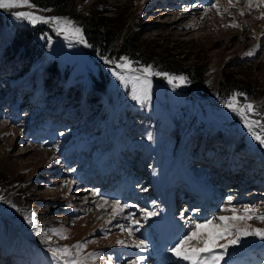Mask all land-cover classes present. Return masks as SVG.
Listing matches in <instances>:
<instances>
[{
	"label": "rangeland",
	"instance_id": "obj_1",
	"mask_svg": "<svg viewBox=\"0 0 264 264\" xmlns=\"http://www.w3.org/2000/svg\"><path fill=\"white\" fill-rule=\"evenodd\" d=\"M202 2L73 0L65 12H59L30 0L33 8L0 9V54L17 27H39L37 41L43 50L41 56L24 54L21 67L4 70L10 74L7 78L18 80L19 90L10 89L12 82L0 73V93L10 92L7 98L0 97V191L5 196L0 202V264H60L49 249L63 247L70 249L69 258L81 264H131L140 257L131 251L137 243L145 244L143 233L162 209L180 219L184 232L180 238L197 223L212 220L216 224L233 212L242 217L245 208L256 216L264 215V145L253 136L264 137V0ZM94 9L116 20L124 39L139 44L137 54H156L154 65L127 58L132 68L150 66L154 72L185 79L169 83L164 75H149L150 100L132 99L133 81H121L113 72L126 78L139 73L117 68L126 56H102L84 36L83 17ZM15 12H31L50 21L68 20L71 28L81 30L84 43L74 35L66 39L53 23L18 20ZM198 65L205 70L204 81L187 76L193 77ZM184 68L190 71L185 76L180 74ZM223 72L251 82L257 93L256 103H249L251 112H235L225 106L232 99H218L216 88ZM246 102L236 99L235 107L243 109ZM63 116L73 121L64 122ZM245 120L259 123H252L250 130ZM111 126L115 150L134 153L105 149L102 158L103 146L93 149L104 142L103 135ZM240 132V139L246 135L253 145L246 142L250 147L242 154H223L222 149L229 146L213 139L205 143L212 133L221 140L227 133L238 136ZM176 133L191 140L180 153L184 160L176 165V175L171 173L166 179L163 175L179 144ZM254 151L262 161H253ZM138 153L148 160L134 162ZM214 167L218 172L211 173ZM107 170L117 176L115 186L100 187L99 176H94ZM117 202L118 208L114 207ZM152 212L156 215H147ZM33 216L30 224L27 218ZM231 223L264 228L255 216ZM261 241L243 247L241 253L255 247L257 251L258 245H264ZM77 244L84 246L77 251L73 248ZM12 245L19 252L6 254ZM236 247L230 246L229 252L238 256L241 249ZM130 252L134 256L126 259ZM168 254L174 258L169 264H181L172 252ZM234 255L226 253L223 262ZM252 262L264 264V248Z\"/></svg>",
	"mask_w": 264,
	"mask_h": 264
},
{
	"label": "snow or ice",
	"instance_id": "obj_2",
	"mask_svg": "<svg viewBox=\"0 0 264 264\" xmlns=\"http://www.w3.org/2000/svg\"><path fill=\"white\" fill-rule=\"evenodd\" d=\"M251 6V5H249ZM27 7L33 8L34 5L30 3V0H0V9L9 10L12 8ZM215 7V5H213ZM243 14V13H241ZM16 19L18 20H27L32 24L37 22L43 23H53L57 26V31H64L65 38H68V35H74L79 42L84 43V40L81 35V30L79 28H71V22L68 20H61L59 18H53L51 21L45 19L41 16H36L31 12H15L13 13ZM261 18H264L262 16ZM237 27V25H233ZM248 55H252L251 52ZM123 63L116 64L117 68L127 69L132 73H139V75L125 77L116 72H113V75H116L121 81L132 80V99L139 100L141 102L150 100V90H151V81L148 79L149 75H164L168 79L169 83H172L174 80H184L185 77H173L169 76L166 73L154 72L151 67H142L139 69H134L131 67V64L127 58H122ZM107 62V61H106ZM236 98L233 96L232 100L226 102V107L232 108L233 111L241 113L242 112H251L253 109L252 104H246L243 106V109L235 107ZM252 123L245 120L246 126L251 130ZM261 127H264L262 125ZM255 139L259 140L261 145H264V137L255 135ZM230 199V198H229ZM118 205V202H117ZM115 210V209H114ZM147 215L154 216L155 212L147 213ZM255 216L256 219H259L261 222H264V215L256 216L254 213L245 208L244 216L237 217L235 212L231 217H220L218 223L213 224L212 220H207L204 223H197L195 229H190L185 233L169 250L174 256L178 259L188 261L189 264H220V260L223 259L224 254L227 253L230 246H235L240 243L241 237L255 236L259 237L261 240H264V229H251L248 227H236L235 224L231 221L252 219ZM28 222L31 224L33 222L34 216L27 218ZM225 221H229L225 223ZM214 229V231H209L208 229ZM54 234L60 235L59 232L53 230ZM129 235H132V229H128ZM231 237V238H229ZM61 238H66L61 236ZM219 240L225 241L223 244H217ZM118 243H124L123 241H118ZM84 245L77 244L73 245V248L79 249L83 248ZM137 248L145 249L147 245L143 241L135 245ZM219 249V251H217ZM49 251L52 254V258L60 262V264H81L77 258H69L68 253L70 249L68 247L63 248H50ZM144 257H139L137 260L131 262V264H139V261L143 260Z\"/></svg>",
	"mask_w": 264,
	"mask_h": 264
},
{
	"label": "trees",
	"instance_id": "obj_3",
	"mask_svg": "<svg viewBox=\"0 0 264 264\" xmlns=\"http://www.w3.org/2000/svg\"><path fill=\"white\" fill-rule=\"evenodd\" d=\"M31 1L39 7H52L59 12H65L69 8L73 0ZM115 21L116 20L106 15L104 11H100L99 9H94V11L84 15L83 32L92 49L102 56H126V58L134 62H139L142 64L150 63L154 65V61H156V54H154V52H144L142 55L137 54V50H141L139 44H137V42H129L128 38L124 39L123 34L121 33V27L116 26ZM2 22L3 18L0 15V24ZM38 30L39 27H17L10 44L7 45L0 54V72L4 73L5 78L8 79L7 81L13 82L12 78H7L8 75L10 76V74L5 73L4 69L7 70L11 67L16 68V65H19L20 67V64L23 60V55L28 52L39 54L42 52V48L39 46L37 41ZM122 38L124 39V41L122 40ZM53 65L54 64H52V66ZM202 68L203 66H196L193 70L195 73L194 76L191 77L189 76V74L187 76L192 81H204L205 70H202ZM188 71V68H184L183 72H180V74L185 76V73H188ZM216 92L218 99L222 101L232 99L233 96H235L237 100H247L246 103L248 104L250 102L254 104L257 101V93H254L251 82L236 78L232 74V72H223V76L218 83ZM236 137L238 136L233 135L231 137H228L231 143H233L234 148L238 149V146H240V149L246 147L245 143L248 142V138L246 137V135L243 139H240V137L236 139ZM248 143L252 145L250 142ZM235 144L237 145V147H235ZM2 195L3 194L0 191V202H2L5 198V196Z\"/></svg>",
	"mask_w": 264,
	"mask_h": 264
},
{
	"label": "bare ground",
	"instance_id": "obj_4",
	"mask_svg": "<svg viewBox=\"0 0 264 264\" xmlns=\"http://www.w3.org/2000/svg\"><path fill=\"white\" fill-rule=\"evenodd\" d=\"M88 183H91V180H89ZM103 186H105V184H103ZM114 207L118 208L120 206L115 205ZM173 218L174 216L172 212L163 209L161 214L156 218L157 220L154 219L155 221L154 223H152L153 225H150L151 228H147L149 230L146 229L147 231H144V236L146 238L145 244L147 245V248H137L136 250L131 251L133 253H138L140 257H144L143 260L139 261V264H166L167 261L172 260V257L168 254V251H170L169 249L173 247V244H175V242L178 240L177 238H179L180 235L183 233L180 222L174 218L176 220L175 221ZM263 246V244L258 245L256 250H261ZM255 248H252L251 250L249 249L248 251H244L236 257H231L222 264L253 263L252 259L254 256V252H256L254 251ZM131 252L126 254L128 256V258L126 257V259H129L134 256ZM170 263H172V261ZM180 263L189 264L188 261L184 260H180Z\"/></svg>",
	"mask_w": 264,
	"mask_h": 264
}]
</instances>
